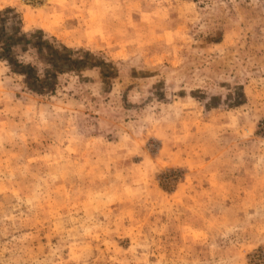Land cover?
Wrapping results in <instances>:
<instances>
[{"label":"rangeland","instance_id":"374dc122","mask_svg":"<svg viewBox=\"0 0 264 264\" xmlns=\"http://www.w3.org/2000/svg\"><path fill=\"white\" fill-rule=\"evenodd\" d=\"M6 8L79 61L0 55V264H264V0Z\"/></svg>","mask_w":264,"mask_h":264},{"label":"trees","instance_id":"16d2710c","mask_svg":"<svg viewBox=\"0 0 264 264\" xmlns=\"http://www.w3.org/2000/svg\"><path fill=\"white\" fill-rule=\"evenodd\" d=\"M10 12H12V8L0 10V48L2 49L0 55L14 65L17 71L26 76L34 90L40 92L52 87L55 83V78L53 79L55 71H61L66 65L70 66L72 65L71 62H77L79 60H72V53L69 51V48L61 44H56L42 38L32 42V40L25 37L24 34H20L21 28L19 25L14 26L11 32H5V20L10 19L14 21V16H12ZM1 17L4 18L1 19ZM34 37H36V35ZM22 43V49H24L27 44L32 43L33 47L37 49V52L43 56L44 62L48 65L46 79L38 75L35 65L31 63L22 64L14 55V45H21Z\"/></svg>","mask_w":264,"mask_h":264}]
</instances>
